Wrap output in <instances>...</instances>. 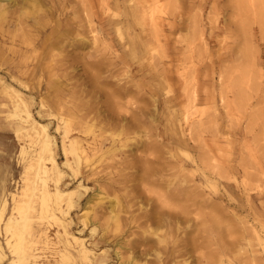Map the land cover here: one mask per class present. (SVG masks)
Here are the masks:
<instances>
[{"label": "rangeland", "instance_id": "1", "mask_svg": "<svg viewBox=\"0 0 264 264\" xmlns=\"http://www.w3.org/2000/svg\"><path fill=\"white\" fill-rule=\"evenodd\" d=\"M36 1L2 2L1 75L48 124L61 187L77 189L70 214L58 215L91 259L264 264V0ZM74 41L79 60L65 53ZM12 100L0 91L3 264L15 255L4 228L18 214L12 192L33 227L22 228L26 264H86L41 213L37 144ZM64 130L80 140L66 155ZM40 227L48 239L34 236Z\"/></svg>", "mask_w": 264, "mask_h": 264}, {"label": "bare ground", "instance_id": "2", "mask_svg": "<svg viewBox=\"0 0 264 264\" xmlns=\"http://www.w3.org/2000/svg\"><path fill=\"white\" fill-rule=\"evenodd\" d=\"M5 1L9 2L12 0H0V15L1 16H4L8 12V7L5 6V4H2V2H5ZM31 1H34V0H31ZM36 3L40 4V1L37 0ZM138 4H140L139 1H138ZM36 16L33 17V20L36 22H39V18L38 17L36 18ZM137 17H138L137 14H135L134 18H137ZM70 46H71V49L69 51H67V50L65 51V53L68 52L66 56H68V57L70 56L69 58H71V56H72L73 58H71V59L79 60L80 58H79L78 54L74 53V52H76L75 49H77L79 47H83V43H81L79 41H74L70 44ZM58 48L62 49V50L65 49L64 46H60ZM53 54L57 55L59 53L55 52ZM66 59H64V60L66 61ZM67 61H69V60H67ZM70 61H75V60H70ZM62 62H63V60L61 61V63ZM94 65H93V67H94ZM1 71H3V69L0 68V91H1L2 95L6 94L7 96L13 98V100L15 102L14 107L20 109V111H23V113L16 112L20 117L17 127H19V125H21V127L25 128L27 131V135L30 137L31 140H34V142L37 144V148L34 150V156H33V154H32V156H33L34 162L38 168V171H37L38 174L37 173H35V174L39 175V177L41 179L42 190H40V193H39V198L41 199V201L43 203V206L41 208V213L45 214V216L47 214L48 217L54 218L55 220L61 222L60 224L63 227L64 233L69 235L70 238L74 239L75 242L80 245L81 257L86 260V264H96V262H94V260L91 259V255H93V254H91L90 252H92V250L89 249L87 247V245L84 244V239L77 236V235H74V234L68 232L63 221H62V218L60 216V215H62V217H63V216L70 214V209L73 206V195L77 189L76 190H75V188L63 189L61 187V182L64 179L66 173H65V170L61 167L60 163L57 161V158L54 154L55 149L53 150V139H52V135L50 134V132L48 130V124L41 122L38 119L33 117V113L31 112V109H30V104L34 103V97L32 95H30V97L27 95H23L20 92V90L18 91L14 88L12 89V86L6 81L7 79L5 78V76L1 75ZM90 71H92V70H90ZM25 73H26V71L19 72L18 74H14L10 71V72H8V75L12 79H16V80L20 81L21 80L20 76H22V74H25ZM66 74H68V73H66ZM48 75L51 76V75H55V74L54 73H48ZM31 93H33V92H31ZM52 115L55 116L54 113H52ZM43 116L44 115H42V117ZM58 118H60V117L58 116ZM63 135H64V139L62 140V142H63L62 151H63V154L66 155L67 150H72L73 144L80 141V140H79V138L69 137L67 130L63 131ZM31 142H33V141H31ZM36 144H34V145H36ZM31 165H33V164L31 163ZM63 165H66L68 168L71 167L68 159L63 161ZM27 167H29V166H27ZM71 168H72L71 169L72 172H74L73 174H75V177H76L79 174L78 169L77 168L74 169L73 166ZM48 181H52V187L51 188L49 187ZM79 182H81V180H79ZM21 190H22L21 192H23L25 190V187H22ZM10 194H11L12 199L16 202V204L14 205L12 210L17 212L19 214V216H18V214L16 215V213L14 214V212L12 211L8 215L7 220H5L6 222H4L5 226L3 225L6 232H8L12 237H16V240L14 239L15 240L14 243H12L13 241L11 242L9 239L7 241L9 248H11V251L13 253H15V255L13 256V258L9 259L8 261L6 260L7 262L5 264H26L27 262L24 261V258H25V255L28 254V249L24 245V243H25V239L23 237V231L24 230H22V228L29 230L30 234H31L33 227L29 228V226H27V224H26L27 218H22L24 220L23 224H22V222L19 221V219L21 218V211L24 209V206L22 205V203L24 201H22L20 203L21 200L20 199L17 200V196H20V192L17 194L12 192V193H9V195ZM184 198L186 199V197H184ZM48 200H51L54 203H52V202L49 203ZM167 200H169V199H167ZM172 200H171V202H173ZM5 205H6V200H4L3 204H2V208L0 211V219L2 217L4 209L5 210L7 209V208H5ZM176 205H180V203L179 204L177 203ZM175 206H173V208ZM55 209H57V210L55 211ZM180 211H181V209H180ZM184 213H186V212H184ZM58 214H60V215H58ZM5 215H7V214H5ZM169 216H170V214H169ZM171 219H172V217H171ZM83 223H84V225L87 224L86 219L85 220L83 219ZM1 224H3V223H1ZM17 225L20 227L19 230L17 228ZM35 233H36V235H35ZM34 236L35 237L36 236H40V237L43 236L44 240L48 239L47 234H46V230L41 229V227L38 230L35 229ZM89 254H91V255H89ZM4 258H5V252L3 251V247H2V244L0 242V262L2 264L4 262Z\"/></svg>", "mask_w": 264, "mask_h": 264}, {"label": "crops", "instance_id": "3", "mask_svg": "<svg viewBox=\"0 0 264 264\" xmlns=\"http://www.w3.org/2000/svg\"><path fill=\"white\" fill-rule=\"evenodd\" d=\"M1 190H3V188Z\"/></svg>", "mask_w": 264, "mask_h": 264}]
</instances>
